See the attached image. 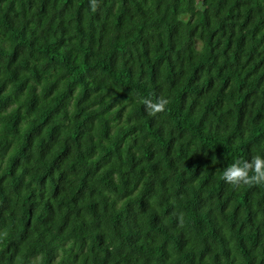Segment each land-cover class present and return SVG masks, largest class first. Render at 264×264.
<instances>
[{
    "label": "trees",
    "instance_id": "16d2710c",
    "mask_svg": "<svg viewBox=\"0 0 264 264\" xmlns=\"http://www.w3.org/2000/svg\"><path fill=\"white\" fill-rule=\"evenodd\" d=\"M91 4L0 0V264H264V0Z\"/></svg>",
    "mask_w": 264,
    "mask_h": 264
},
{
    "label": "clouds",
    "instance_id": "9594fccd",
    "mask_svg": "<svg viewBox=\"0 0 264 264\" xmlns=\"http://www.w3.org/2000/svg\"><path fill=\"white\" fill-rule=\"evenodd\" d=\"M91 6L93 10L96 9V0H92ZM143 103L145 112L155 118L165 112L168 101L161 98L153 102L151 99L145 98ZM223 180L234 188H240L249 183H264V157L258 156L250 161L234 162L223 170Z\"/></svg>",
    "mask_w": 264,
    "mask_h": 264
}]
</instances>
